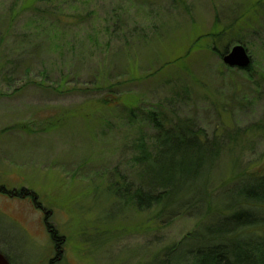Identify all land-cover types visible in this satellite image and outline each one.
Instances as JSON below:
<instances>
[{
    "label": "rangeland",
    "instance_id": "obj_1",
    "mask_svg": "<svg viewBox=\"0 0 264 264\" xmlns=\"http://www.w3.org/2000/svg\"><path fill=\"white\" fill-rule=\"evenodd\" d=\"M238 44L248 69L218 55ZM178 121L220 144L211 211L121 207L110 184H146L136 143L152 151L154 124ZM263 173L264 0H0V254L11 263L55 256L45 218L59 264H151Z\"/></svg>",
    "mask_w": 264,
    "mask_h": 264
},
{
    "label": "trees",
    "instance_id": "obj_2",
    "mask_svg": "<svg viewBox=\"0 0 264 264\" xmlns=\"http://www.w3.org/2000/svg\"><path fill=\"white\" fill-rule=\"evenodd\" d=\"M228 51L225 48L219 57ZM154 125L152 151L142 140L135 145L134 161L146 184L135 189L129 183H114L106 192L121 207L153 212L156 219L174 213L203 216V202L209 214L208 179L220 157V144L186 121L170 127ZM226 197L232 201L225 204ZM220 204L224 215L165 248L164 258L151 264H264V173L242 178ZM45 225L57 238L50 224Z\"/></svg>",
    "mask_w": 264,
    "mask_h": 264
},
{
    "label": "water",
    "instance_id": "obj_3",
    "mask_svg": "<svg viewBox=\"0 0 264 264\" xmlns=\"http://www.w3.org/2000/svg\"><path fill=\"white\" fill-rule=\"evenodd\" d=\"M222 63L230 69H248L251 64V58L244 46L238 44L233 46L227 54L222 57ZM0 264H9L0 254Z\"/></svg>",
    "mask_w": 264,
    "mask_h": 264
},
{
    "label": "flooded vegetation",
    "instance_id": "obj_4",
    "mask_svg": "<svg viewBox=\"0 0 264 264\" xmlns=\"http://www.w3.org/2000/svg\"><path fill=\"white\" fill-rule=\"evenodd\" d=\"M43 221H44V228L46 227V225H45V218L43 219ZM47 222V221H46ZM47 228V227H46ZM45 228V229H46ZM46 232H47V234H48V236H49V238H50V240H51V242H52V244H53V249H54V253H55V256H53L52 258H50L48 261H47V263L46 264H59V262H60V259H61V257L59 256V253H61L62 254V250H60V248H61V246H62V243H61V241L62 240H58V236H57V238L56 237H54L53 235H51V233H50V231H47V229L45 230ZM60 239V238H59ZM6 259V258H5ZM7 260V262L8 263H10V264H13V263H11L9 260H8V258L6 259Z\"/></svg>",
    "mask_w": 264,
    "mask_h": 264
}]
</instances>
